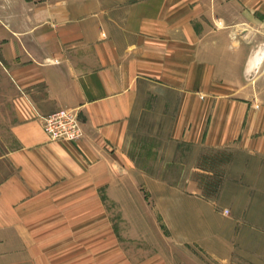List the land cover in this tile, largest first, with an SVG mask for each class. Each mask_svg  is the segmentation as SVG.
<instances>
[{"label": "crops", "instance_id": "1", "mask_svg": "<svg viewBox=\"0 0 264 264\" xmlns=\"http://www.w3.org/2000/svg\"><path fill=\"white\" fill-rule=\"evenodd\" d=\"M263 47L264 0H0V264H73L56 238L91 264H173L93 228L127 185L212 224L181 231L198 263L264 264ZM62 107L80 139L43 131Z\"/></svg>", "mask_w": 264, "mask_h": 264}, {"label": "rangeland", "instance_id": "2", "mask_svg": "<svg viewBox=\"0 0 264 264\" xmlns=\"http://www.w3.org/2000/svg\"><path fill=\"white\" fill-rule=\"evenodd\" d=\"M178 176L177 174L173 175L175 179ZM147 188V185H142L141 193L133 190L131 185H127L126 190L123 191L111 189L110 201L100 191L101 199H106L105 207L108 210L110 221L108 227L107 223L104 225L101 221H95L93 228L95 230L109 228L111 233H115L116 238H110L109 241H114L116 247H121L120 251L124 252L125 258L129 262L146 261L157 255L160 259L167 257L168 261L173 264H201L198 263L204 261L201 249L196 243H192L193 239L181 235V231L212 228V224L201 223L199 215L187 210L186 200H182L178 196L172 200L170 206H166L163 199L162 201L158 199L154 203L153 199L149 200L150 193ZM155 191L159 194L165 193V190L161 188ZM215 217V224H220L221 216L216 213ZM138 218L142 219L138 220ZM149 218H152V221L148 220ZM80 226L85 228V223H80L78 229L82 228ZM102 238L98 237L92 240L95 247L100 248L103 242L107 241ZM55 240H57V245L78 244V248L72 254L65 255L63 259H67L73 264H86L87 255L82 253L84 252L82 245L85 244L83 243L85 239L56 238ZM93 257L95 261H100L101 255L95 254ZM89 261H92L91 257L87 264H91Z\"/></svg>", "mask_w": 264, "mask_h": 264}, {"label": "built area", "instance_id": "3", "mask_svg": "<svg viewBox=\"0 0 264 264\" xmlns=\"http://www.w3.org/2000/svg\"><path fill=\"white\" fill-rule=\"evenodd\" d=\"M37 118L51 140L74 141L83 136V122L77 108L62 107L49 114H37Z\"/></svg>", "mask_w": 264, "mask_h": 264}]
</instances>
